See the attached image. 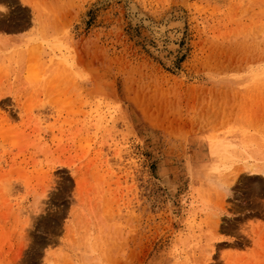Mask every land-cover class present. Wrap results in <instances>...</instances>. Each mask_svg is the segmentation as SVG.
Returning a JSON list of instances; mask_svg holds the SVG:
<instances>
[{"label": "rangeland", "instance_id": "obj_1", "mask_svg": "<svg viewBox=\"0 0 264 264\" xmlns=\"http://www.w3.org/2000/svg\"><path fill=\"white\" fill-rule=\"evenodd\" d=\"M0 264H264V0H0Z\"/></svg>", "mask_w": 264, "mask_h": 264}, {"label": "bare ground", "instance_id": "obj_2", "mask_svg": "<svg viewBox=\"0 0 264 264\" xmlns=\"http://www.w3.org/2000/svg\"><path fill=\"white\" fill-rule=\"evenodd\" d=\"M129 10H130V13L132 14V15H137V17H138V14H139V12L136 10V8L134 7V6H129ZM140 16V15H139ZM162 30V29H161ZM161 36V35H160ZM160 172V171H159ZM164 174V173H163ZM161 174H159V176H160ZM162 176V175H161ZM166 176V175H165ZM165 176L163 177V180H164V182L163 183H165V184H167V182L169 181V180H167L166 178H168V177H166L165 178ZM161 178V177H160ZM162 183V184H163ZM168 183H170V181L168 182ZM168 185V184H167ZM170 185V184H169ZM169 185H168V187H169ZM171 185H173V184H171ZM167 187V186H166ZM168 187H167V189H168ZM170 189H172V186H171V188ZM173 190V189H172ZM169 191H171V190H169ZM174 192V191H173ZM171 193H172V191H171ZM171 195V194H170Z\"/></svg>", "mask_w": 264, "mask_h": 264}]
</instances>
